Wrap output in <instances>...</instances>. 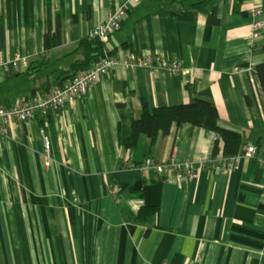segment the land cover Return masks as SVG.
I'll list each match as a JSON object with an SVG mask.
<instances>
[{
    "label": "crops",
    "instance_id": "crops-1",
    "mask_svg": "<svg viewBox=\"0 0 264 264\" xmlns=\"http://www.w3.org/2000/svg\"><path fill=\"white\" fill-rule=\"evenodd\" d=\"M155 1L0 0V108L63 86L84 56L79 42L118 8L125 18L100 40L103 53L149 58L133 69L118 64L60 109L4 125L0 264H264V0H217L216 24L205 13L174 19ZM255 21L262 26L252 37ZM57 22L60 43L46 52ZM173 60L186 71L160 65ZM31 62L43 64L32 72ZM194 100L212 104L218 125L240 135L239 152L255 146V156L215 172L217 136L189 123L125 147L143 105ZM40 128L51 141L49 165ZM222 145L219 138L217 155ZM145 158L198 172L146 175Z\"/></svg>",
    "mask_w": 264,
    "mask_h": 264
},
{
    "label": "built area",
    "instance_id": "built-area-1",
    "mask_svg": "<svg viewBox=\"0 0 264 264\" xmlns=\"http://www.w3.org/2000/svg\"><path fill=\"white\" fill-rule=\"evenodd\" d=\"M253 13L258 15L260 11L255 10ZM124 18V7L114 10L103 23L91 29L87 37L91 39L97 38L99 40L105 39L110 33L119 29ZM261 26L260 21L254 22L252 26V37L257 35ZM120 63L133 69L136 66H147L149 64V58L134 59L127 56L122 59L117 55L104 52L97 62L93 63L87 70L69 77L63 86L54 87L43 94L34 93L20 99L11 107L0 108V132L4 135L7 133L4 125H8L12 122H27L35 118L38 114H43L48 110L60 109L69 101L84 96L97 84L100 78L107 75ZM160 65L173 74L184 73L186 71L182 62L179 60L169 61L168 63L160 61ZM38 132L43 145L42 156L44 163L45 165H49L53 160L50 146L51 141L43 128H40ZM256 151L257 148L255 146H248L244 151L233 156L225 157L223 155H217L215 158H212L209 166L215 172H229L237 168L236 160L239 157L253 158ZM259 164L260 167L264 169V156L259 158ZM139 168L146 173V175L151 173L161 176L174 175L179 180L190 179L198 172V169L194 168L189 163L177 164L174 162L173 158L164 162H157L152 158H145ZM110 190L112 194L116 195L119 189L116 185H111Z\"/></svg>",
    "mask_w": 264,
    "mask_h": 264
},
{
    "label": "trees",
    "instance_id": "trees-1",
    "mask_svg": "<svg viewBox=\"0 0 264 264\" xmlns=\"http://www.w3.org/2000/svg\"><path fill=\"white\" fill-rule=\"evenodd\" d=\"M217 0H156V5L162 11H166L174 19H194L198 13L207 14V23L216 24V4ZM188 4L185 9L184 5ZM60 43V26L57 22L55 31L44 36L45 51L52 50ZM78 50L83 52V58L75 60L70 67V77L87 70L93 63L97 62L103 55L102 43L97 38H84L79 42ZM43 63L34 65L28 64L29 71L37 70ZM189 123L192 126L203 128L206 131L214 133L217 138L214 140L213 158L217 156V141L222 140V154L225 157L233 156L239 153L241 137L239 134L221 128L218 125V113L216 108L207 101L194 100L190 103L173 106H160L148 109L145 105L142 107L141 115L133 119L130 123V133L124 140L126 148H132L138 135L143 134L150 141H154L159 132L167 134L172 124ZM151 212L154 209L150 210ZM145 211H140L139 216ZM141 218V217H139Z\"/></svg>",
    "mask_w": 264,
    "mask_h": 264
}]
</instances>
